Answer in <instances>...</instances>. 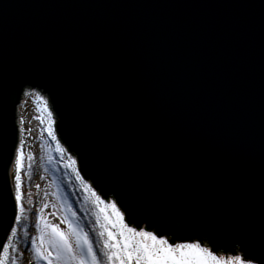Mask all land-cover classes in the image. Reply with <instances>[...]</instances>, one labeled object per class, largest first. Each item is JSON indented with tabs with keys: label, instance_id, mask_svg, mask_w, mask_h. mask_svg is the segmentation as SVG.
Masks as SVG:
<instances>
[{
	"label": "water",
	"instance_id": "95a60500",
	"mask_svg": "<svg viewBox=\"0 0 264 264\" xmlns=\"http://www.w3.org/2000/svg\"><path fill=\"white\" fill-rule=\"evenodd\" d=\"M25 87L129 225L264 264V0H0V257Z\"/></svg>",
	"mask_w": 264,
	"mask_h": 264
},
{
	"label": "snow or ice",
	"instance_id": "6c2138e0",
	"mask_svg": "<svg viewBox=\"0 0 264 264\" xmlns=\"http://www.w3.org/2000/svg\"><path fill=\"white\" fill-rule=\"evenodd\" d=\"M34 99L37 101V111H40V102L43 98L37 96ZM34 118L43 123L42 117ZM24 159L21 144V150L15 159V201L19 205V214L14 219L17 224L26 218L22 204L20 175L24 168ZM28 159L31 160V156ZM77 179H80L78 173ZM84 187L91 191L88 185ZM91 196L95 198L92 203L99 208L93 221L86 223L71 205H68L70 216L65 215L61 220V223L67 225L66 229L61 228L59 224L49 222L43 215L38 217L36 227L39 235L30 238V247L37 264L40 261L46 264H242L239 257L235 259L217 257L198 243L173 245L167 239L158 238L151 232L137 231L128 227L123 221L122 214L116 209L115 203L105 204L95 192H91ZM29 203L31 204L32 201L29 200ZM100 205L103 207H99ZM47 207L48 205L45 204L44 208ZM109 209L112 210L111 213ZM40 211L43 212V209ZM15 237H17V228L13 227L11 236L3 245L0 264H6L9 260L10 249L13 253L17 251L13 239ZM25 237L27 238L26 232ZM11 264H17L15 257L11 259Z\"/></svg>",
	"mask_w": 264,
	"mask_h": 264
},
{
	"label": "trees",
	"instance_id": "16d2710c",
	"mask_svg": "<svg viewBox=\"0 0 264 264\" xmlns=\"http://www.w3.org/2000/svg\"><path fill=\"white\" fill-rule=\"evenodd\" d=\"M47 143L48 144L45 147L43 161L52 177V181L56 188L57 198L61 202L65 215L70 216L71 213L68 209V205H71V208L76 210L78 216L82 219H85L86 223L93 221L96 214L99 212V208L92 203V200L95 198L91 196V192L95 191L89 186L87 182L82 179L81 175L77 171L75 161L69 158L65 152L59 148L55 138L49 136ZM21 144L23 145V154L25 157L23 161L24 168L21 170L20 174L22 181L21 191L23 193L22 204L25 208L26 218L20 224H17L16 222L14 224V227L17 228V237L13 239L17 251L13 253L10 249L9 260L6 262V264H11V259L14 256L17 260V264H25V254H23L24 249L30 245V238L33 237V234L35 233L34 224H36L38 218L37 203L40 198L41 190L38 180L36 179V174L39 164L37 162L36 152L34 151L35 149L31 145L27 144V142ZM21 144L19 146L17 155L21 150ZM29 156H31V160L28 159ZM77 173L79 174L80 179H77ZM37 185H39V187H37ZM84 185H88L91 191L86 190ZM96 195L98 196L97 193ZM29 200L32 201L31 204L29 203ZM17 207L18 215V204ZM99 207H103V205H100ZM108 211L111 213L112 210L109 209ZM140 223L144 224L145 222L141 220ZM146 224L147 223H145V225ZM148 227L149 229L154 228L152 225H148ZM86 230L88 229L86 228ZM25 232L27 233V238L25 237ZM10 236L11 232L9 237ZM184 238L191 240L192 238H196V236L188 234ZM199 239L208 240L206 237H199ZM2 254L0 258H2ZM248 256L256 258L252 254H249Z\"/></svg>",
	"mask_w": 264,
	"mask_h": 264
},
{
	"label": "rangeland",
	"instance_id": "374dc122",
	"mask_svg": "<svg viewBox=\"0 0 264 264\" xmlns=\"http://www.w3.org/2000/svg\"><path fill=\"white\" fill-rule=\"evenodd\" d=\"M40 108H41V111L43 113V122H44V133H43V137L41 139V142L39 143V145L35 144L34 143V139H32L31 135H30V129L28 127H26L25 128V134H24V140L22 141V143L27 142V144L31 145L35 149L34 151L36 152L37 162L39 164V168H38V171H37V174H36V179L38 180V183L40 185V190H41L40 198H39V201L37 203L38 217L40 215H43L44 217H46L48 219L49 222L59 224L61 228L66 229L67 225L61 223V220L65 216V213H64V211L62 209V205H61L60 200L57 198L56 188H55L54 183L52 181V177H51V175H49L51 177V179L49 181V178L46 177L44 179L43 177H45V176H43V174L41 173V172H45V173L49 174L48 169L45 166L44 161H43V157L45 155L44 154L45 153V147L48 144L47 140H48L49 136L50 137H54L55 141L57 142V144L59 146V148H61V150L63 152H65V151H64L63 147L61 146V144L58 142L54 125H52L51 123L49 124V122L46 121V114H45V111H44V106L40 104ZM49 132H51V135H49ZM65 154L68 155L66 152H65ZM15 176H16V165H15V161H14V163L12 165V169H11V180L13 178L12 183L14 184V186H13L14 194L16 192ZM95 192L98 194V196L101 198V200H103L105 203H107V204L108 203H115V201L113 199H109V202H108L107 200H105L101 196V194H99L97 191H95ZM45 204L48 205L47 208H44ZM115 205H116V203H115ZM41 209H43V212L40 211ZM116 209L122 214L123 221H124L125 224L128 225V227L134 228L137 231H141V230L148 231V232H151L152 234L156 235L153 232V230H151V231L150 230H146L144 228L146 226L145 224H142V227L140 229H137V226H135V225L133 227V224L129 225L126 222V220H125L124 214L122 213V211L120 210V208L117 205H116ZM37 221H38V218H37ZM36 224H37V222H36ZM36 224H34V232L35 233L33 234V237L39 235V230L37 229ZM157 237L158 238L167 239V236H161V237L157 236ZM168 242L171 244V242L169 240H168ZM181 243H198V244L201 245V247L207 248L210 251H212V253L214 255H216L217 257H223L225 259H228V258L235 259L236 257H239L240 260L242 261V264H258V263H254V260H252V259H251L252 261L251 260L249 261L247 259L242 258V256H240L242 254L240 252H238V251H237V253H234V252L228 253V252H222V251H214L213 252V250L210 248L209 243L207 242V240H203L204 244H201L199 239H196V240H193V241H188V240L176 241V243H174L173 245L181 244ZM206 244H208V245H206ZM226 253H227V256H226ZM23 254H25L24 255L25 264H37V262L34 259V253L31 250L30 245L27 246L24 249V253ZM2 256H3V254H2ZM39 264H46V262L40 261Z\"/></svg>",
	"mask_w": 264,
	"mask_h": 264
},
{
	"label": "built area",
	"instance_id": "2783aa9c",
	"mask_svg": "<svg viewBox=\"0 0 264 264\" xmlns=\"http://www.w3.org/2000/svg\"><path fill=\"white\" fill-rule=\"evenodd\" d=\"M23 96L20 98V102L16 107V123L18 124V134H19V140L18 145L16 149V154L19 149L20 144L24 140V134H25V128L28 127L30 129V135L31 138L34 139V143L38 144L41 142V139L43 137L44 133V122L41 123L40 120L35 119L34 117L40 116L43 119V113L42 111H37V101L34 99L35 97L39 96L42 97L43 100L40 102L41 105L44 106V102H46V108H44L45 114H46V121L54 125L56 122V114L51 109V104L49 101V95L45 92H42L39 88L34 87H25L23 89ZM16 158V157H15ZM15 161V160H14ZM43 174L44 179L46 177L49 178V181L51 177L49 176L50 173L41 172ZM240 252L239 249L236 250V252Z\"/></svg>",
	"mask_w": 264,
	"mask_h": 264
},
{
	"label": "flooded vegetation",
	"instance_id": "af4514ba",
	"mask_svg": "<svg viewBox=\"0 0 264 264\" xmlns=\"http://www.w3.org/2000/svg\"><path fill=\"white\" fill-rule=\"evenodd\" d=\"M220 251V250H219ZM229 253V252H228ZM240 253L242 254V255H240V256H242V258H244V253L240 250ZM244 259H246V258H244ZM247 260H248V258H247ZM251 259H249V261H250ZM252 261V260H251ZM254 263H258V264H260L258 261H254Z\"/></svg>",
	"mask_w": 264,
	"mask_h": 264
}]
</instances>
